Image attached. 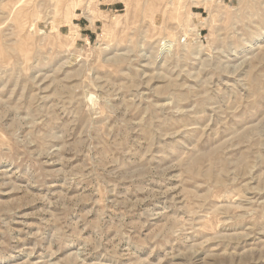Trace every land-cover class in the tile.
<instances>
[{"label": "rangeland", "instance_id": "rangeland-1", "mask_svg": "<svg viewBox=\"0 0 264 264\" xmlns=\"http://www.w3.org/2000/svg\"><path fill=\"white\" fill-rule=\"evenodd\" d=\"M0 264H264V0H0Z\"/></svg>", "mask_w": 264, "mask_h": 264}]
</instances>
